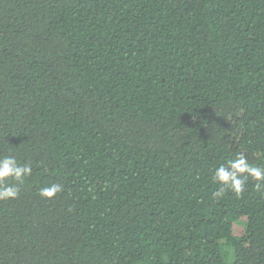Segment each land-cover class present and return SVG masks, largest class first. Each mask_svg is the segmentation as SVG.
Listing matches in <instances>:
<instances>
[{
  "label": "trees",
  "instance_id": "trees-1",
  "mask_svg": "<svg viewBox=\"0 0 264 264\" xmlns=\"http://www.w3.org/2000/svg\"><path fill=\"white\" fill-rule=\"evenodd\" d=\"M264 0H0V264H264ZM61 183L50 200L41 187Z\"/></svg>",
  "mask_w": 264,
  "mask_h": 264
},
{
  "label": "clouds",
  "instance_id": "clouds-1",
  "mask_svg": "<svg viewBox=\"0 0 264 264\" xmlns=\"http://www.w3.org/2000/svg\"><path fill=\"white\" fill-rule=\"evenodd\" d=\"M32 172V165L27 161L21 163L14 153L0 155V201L17 199L21 187ZM250 180L254 182L256 190H264V166L250 163L244 152H237L214 168L212 181L218 185V190L213 195L220 198L225 191H230L236 197H241ZM63 191V184L54 182L41 187L38 195L50 200Z\"/></svg>",
  "mask_w": 264,
  "mask_h": 264
}]
</instances>
